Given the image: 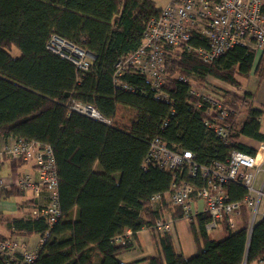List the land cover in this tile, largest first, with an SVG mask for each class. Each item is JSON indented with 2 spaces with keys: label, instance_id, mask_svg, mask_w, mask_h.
Segmentation results:
<instances>
[{
  "label": "trees",
  "instance_id": "trees-1",
  "mask_svg": "<svg viewBox=\"0 0 264 264\" xmlns=\"http://www.w3.org/2000/svg\"><path fill=\"white\" fill-rule=\"evenodd\" d=\"M154 0H0V137H24L53 146L59 178L62 217L52 226L32 210L7 219L14 235L42 236L50 231L32 264H132L120 256L129 251L136 233L152 227L169 206L151 197L167 192L173 175L150 164L143 165L151 138L159 136L170 147L192 150L201 163L225 158L236 148L255 152L241 136L264 142L263 112L253 108L251 97L230 93L231 103L242 106L241 122L232 118L237 133L223 144L205 126L206 115L192 104L190 84L173 77L175 72L195 74L202 83L209 76L236 88L237 76L252 71L264 77V54L256 62L251 46L236 45L211 63L193 52L170 48V72L165 90L173 105L156 99L143 75L128 71L122 76L133 90L114 85L115 64L142 43L148 20L161 12ZM57 34L96 55L88 71H78L66 58L47 48ZM191 43L208 47V40L194 34ZM14 48L20 51L15 54ZM89 104L110 123L76 111L74 103ZM172 107L174 111L172 112ZM122 110L131 118L124 120ZM168 119L167 126L163 122ZM21 161V160H20ZM189 178L186 170L177 180ZM234 198L244 189L234 184ZM19 194L15 185L1 192ZM169 209V208H168ZM175 209V210H174ZM174 216L182 217L180 208ZM172 210V209H170ZM246 213L236 230L214 240L205 230L204 216L191 222L198 252L187 258L176 248L172 231L160 237L161 251L146 258L148 264H255L264 254V220L249 238ZM131 230L125 245L115 236ZM0 264H7L0 254Z\"/></svg>",
  "mask_w": 264,
  "mask_h": 264
},
{
  "label": "built area",
  "instance_id": "built-area-1",
  "mask_svg": "<svg viewBox=\"0 0 264 264\" xmlns=\"http://www.w3.org/2000/svg\"><path fill=\"white\" fill-rule=\"evenodd\" d=\"M194 34L206 38L208 47L193 45L191 38ZM236 45L251 46L264 53L263 0H170L157 16L148 20L141 45L130 55L118 59L113 82L116 87L133 90L121 78L128 71L141 74L154 90L157 100L173 105L174 98L165 90L170 78L165 58L170 48L186 49L204 63H211ZM47 48L71 61L78 71H88L96 59L92 51L57 34L51 36ZM173 77L190 84L189 92L194 97L192 104L204 110L207 130L223 144L229 145L238 131L232 118L241 122L245 113L242 106L229 102L227 97L230 93L240 97L244 95L224 88L214 89L208 78L200 83L195 74L175 72ZM73 108L110 123L109 119L97 114L92 105L75 102ZM168 123L166 119L163 126ZM253 149L255 152L231 148L224 159L213 157L201 163L192 150L178 145L170 147L159 136L151 138L143 165L153 164L173 175L170 189L154 194L151 202L156 204L165 200L168 206L180 208L182 218L189 222H197L199 216L206 217L204 227L208 234L223 224L229 230H236L246 213L250 238L255 225L264 220V142ZM5 158L34 162L35 174H25L15 182V186L19 190H31L36 197L47 192L46 201L33 205L32 213L45 219L49 226L55 224L62 217V211L53 146L15 137L0 145V160ZM184 170L189 178H195L201 184L186 179L178 181L177 173ZM231 184L243 187L241 198H234V190L229 188ZM4 186L0 178V188ZM173 227L174 220L163 216L152 227L146 228L160 238L171 232ZM49 235L47 230L40 236L35 250H30L26 243L16 238L0 239V254L7 264H32ZM132 235L131 230H126L114 239L125 245ZM243 264H247V257ZM255 264H264V254Z\"/></svg>",
  "mask_w": 264,
  "mask_h": 264
},
{
  "label": "crops",
  "instance_id": "crops-1",
  "mask_svg": "<svg viewBox=\"0 0 264 264\" xmlns=\"http://www.w3.org/2000/svg\"><path fill=\"white\" fill-rule=\"evenodd\" d=\"M263 13H264V0H263ZM255 52H256V62H257L264 53H261L260 51L257 50H255ZM237 80L240 84L238 88L241 87V83H247L246 84L247 86L251 85L250 88L249 87L245 88L244 93L250 95L251 97L250 99L252 100L251 101L252 107L259 109L263 112L262 117L260 119L261 129H262V121L264 118V77L259 76L258 74L254 73V71H252V73L246 77L238 75ZM227 85L233 87L230 84ZM234 88L236 89V87ZM10 140H12L11 137L8 138L0 137V145ZM248 140L250 142L254 141L255 145L249 144ZM240 141L251 148L257 147L260 143V141H256L247 136H241ZM4 168H6V170H4ZM25 174H31V175L35 174L34 162H24L9 158L0 160V178H2L5 183L4 188L9 189L12 185H15V182L19 178L23 177ZM46 195L47 192H43L41 197H36L31 190H22L19 194L16 193L7 194L5 191L1 192L0 193V235L3 236L12 235L14 232H12L11 229H9L7 225V219L24 216L26 213L32 210L33 205L37 204L38 202H41L42 200L43 202H45ZM168 208L163 211V216L174 220L172 235L176 248L185 257L189 258L198 252V246L194 239L193 231L191 228V222L183 219L182 217L174 216L172 211H174L175 209L170 206ZM14 236L24 239V241L27 243L26 239L31 235L23 236L16 234ZM132 244H133L132 248L120 256L122 261L130 262L132 264H148L146 258L149 256H155L161 251L160 238L155 236L152 230H150L149 228H143L142 230L138 231L132 240ZM27 245L30 250L38 249V248H30L28 243Z\"/></svg>",
  "mask_w": 264,
  "mask_h": 264
},
{
  "label": "rangeland",
  "instance_id": "rangeland-1",
  "mask_svg": "<svg viewBox=\"0 0 264 264\" xmlns=\"http://www.w3.org/2000/svg\"><path fill=\"white\" fill-rule=\"evenodd\" d=\"M157 7L161 8L163 7L165 4H167L170 0H154ZM15 50H13V52L16 54H19L20 55V51L16 48H14ZM198 80V78H197ZM208 81L210 82L211 86L215 89V88H224L226 90H231L232 92H238V94L240 95H244V91H245V88L247 87H251V85H246L247 83H241V87L240 88H234L233 87H230L229 85H227L226 83L222 82L221 80L215 78V77H212V76H209L208 77ZM199 82V81H198ZM121 114L124 116V120H128L129 118H131V114L129 111H124L122 110ZM245 116V115H244ZM262 130L264 131V118H263V121H262ZM248 143L251 144V145H255V142L252 141L250 142L248 140ZM12 164V163H11ZM8 168V167H7ZM4 170H6V168H4ZM3 173V172H2ZM41 203H43V200L41 201ZM228 234V229L227 227L223 224V225H220L217 229L211 231L209 233L210 237L214 240H220V239H223L227 236ZM16 239H18L19 241L21 242H24V239H21V238H18V237H14ZM27 243L29 244V247L30 248H38V241H39V235L38 234H33L29 237H27L26 239ZM26 243V244H27ZM28 247V245H27ZM121 259V258H120ZM122 260V259H121Z\"/></svg>",
  "mask_w": 264,
  "mask_h": 264
},
{
  "label": "water",
  "instance_id": "water-1",
  "mask_svg": "<svg viewBox=\"0 0 264 264\" xmlns=\"http://www.w3.org/2000/svg\"><path fill=\"white\" fill-rule=\"evenodd\" d=\"M97 114H99V112H97Z\"/></svg>",
  "mask_w": 264,
  "mask_h": 264
},
{
  "label": "bare ground",
  "instance_id": "bare-ground-1",
  "mask_svg": "<svg viewBox=\"0 0 264 264\" xmlns=\"http://www.w3.org/2000/svg\"><path fill=\"white\" fill-rule=\"evenodd\" d=\"M263 152V151H262Z\"/></svg>",
  "mask_w": 264,
  "mask_h": 264
}]
</instances>
